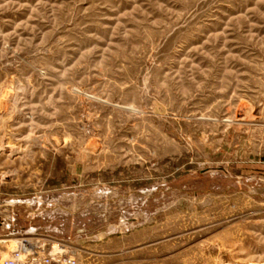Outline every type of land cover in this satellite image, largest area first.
<instances>
[{
  "label": "rangeland",
  "instance_id": "374dc122",
  "mask_svg": "<svg viewBox=\"0 0 264 264\" xmlns=\"http://www.w3.org/2000/svg\"><path fill=\"white\" fill-rule=\"evenodd\" d=\"M1 240L264 264V0H0Z\"/></svg>",
  "mask_w": 264,
  "mask_h": 264
},
{
  "label": "built area",
  "instance_id": "2783aa9c",
  "mask_svg": "<svg viewBox=\"0 0 264 264\" xmlns=\"http://www.w3.org/2000/svg\"><path fill=\"white\" fill-rule=\"evenodd\" d=\"M40 249V247L22 240L20 245L11 252V255L3 259L0 264H78L73 256L64 257L59 252L43 256Z\"/></svg>",
  "mask_w": 264,
  "mask_h": 264
},
{
  "label": "bare ground",
  "instance_id": "6f19581e",
  "mask_svg": "<svg viewBox=\"0 0 264 264\" xmlns=\"http://www.w3.org/2000/svg\"><path fill=\"white\" fill-rule=\"evenodd\" d=\"M17 243L18 242V245H17V247L20 245V243H19V241H15V240H4V241H0V243H2V244H8V243Z\"/></svg>",
  "mask_w": 264,
  "mask_h": 264
}]
</instances>
